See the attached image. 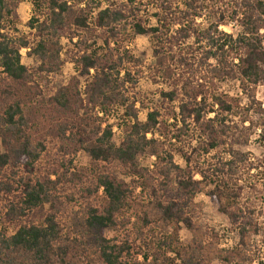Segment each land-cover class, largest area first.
<instances>
[{"label":"trees","instance_id":"obj_1","mask_svg":"<svg viewBox=\"0 0 264 264\" xmlns=\"http://www.w3.org/2000/svg\"><path fill=\"white\" fill-rule=\"evenodd\" d=\"M31 1V33L24 34L17 13L22 0H0V74L12 83L11 90L0 86L5 95L0 139L7 148L6 154L0 149V200L20 190V200L17 205L9 201L7 212L18 228L12 236L0 235L1 264H264V237L261 243L255 239L263 229V162H252L249 154L236 150L249 145L256 128L264 146V107L257 98V90L264 87V0ZM231 26L236 33L222 29ZM89 36L103 45H88ZM140 36L149 37L156 60L151 77L162 80L166 90L161 92L163 101L153 107L147 95L137 92L141 62L127 50ZM64 38L72 44L66 60L61 55ZM22 50L40 62L38 69L23 64ZM68 62L88 77L84 102L73 83L64 91L54 88ZM44 80L48 85L41 84ZM216 83L238 85L247 108L238 98L215 90ZM39 103L40 113L52 105L73 121L81 109L89 117L61 127L73 136L68 142L81 137L78 143L92 158L96 188L103 189V197L97 205L68 214L67 233L62 208L36 217L57 201L55 172L42 180L22 173L23 167L36 170L47 151L28 132L25 109ZM120 109L125 138L118 147L107 120ZM95 110L103 117L92 125L89 113ZM141 112H146V121L140 119ZM251 112L259 119L250 117ZM222 147L229 160H202ZM148 154L157 159L153 173L139 169V156ZM176 154L186 160L189 172L176 165ZM126 170L138 177L133 191L116 176ZM140 187L142 195H152L132 200ZM201 194L229 216L240 237L234 248H221L218 239L207 237L194 210L193 216L187 212ZM133 218L124 240L107 239L108 229H128ZM183 226L193 234L189 244L181 241Z\"/></svg>","mask_w":264,"mask_h":264},{"label":"rangeland","instance_id":"obj_2","mask_svg":"<svg viewBox=\"0 0 264 264\" xmlns=\"http://www.w3.org/2000/svg\"><path fill=\"white\" fill-rule=\"evenodd\" d=\"M33 10L34 6L31 0H22L17 10L19 16L18 28L24 34L31 33L29 23L33 17ZM222 29L229 34L237 32V28H234L232 26L223 27ZM86 40L89 41L88 45L90 46L94 45V42H98V45L95 48H99L103 45L102 41H100L99 39L96 41V38H91L90 36L87 37ZM78 41V38L75 39V42ZM61 45L63 47V51L61 54L62 59L66 60V53L71 49L72 44L70 43L69 39L64 38L61 40ZM127 47L129 55L133 56L136 60H139L141 62L140 65H137L140 68L139 70H141L137 92L147 95L148 104L150 107L161 103L163 101L161 92L165 90V87L164 85H162V80L158 79V82H155L151 77L150 69L155 65L156 60L154 58V53L149 37L140 36L136 38L132 43L128 44ZM22 56L24 65L33 70L39 68L40 62L35 57H32L30 55L29 50H22ZM87 80L88 77L80 76L74 65L68 62L64 65L59 77H57L53 85L56 90L64 91L66 87L73 83L74 90L76 88L77 91L81 93L80 98L84 102V100H86L85 92ZM41 84L48 85V81L44 80ZM0 86L3 87V89H8L10 86H12V83L6 78L5 75L0 74ZM213 88L220 93L229 94L235 98H238V100L241 101V107L244 109L247 108L248 99L245 95L239 92L238 85L216 83ZM9 89L11 90V88ZM17 91L18 90H16V92ZM19 96H21V94H19ZM257 98L264 107V87H260L257 90ZM4 100L5 95L3 96L0 93V104ZM74 108H77V106H75ZM138 108L140 109V105H138ZM46 109H48L50 113H44ZM55 109L57 108L52 107V105L45 106L42 109V111L44 112L40 113V103L38 107L35 105V107H29L25 109L31 127L28 132L29 134H31L34 144H44L47 148V151L46 155L43 154L41 161L37 164L36 170H27L26 167H23L22 173L26 178L30 177L32 180H42L43 178H46L48 174H52L55 172V175H52V181L57 183V186H55L56 192L54 195L57 201L54 205L48 204L45 207L46 209L36 214V217L40 218L45 216V214L47 213H53L52 208H62L60 219L63 222L62 226L65 229L64 232L67 233L68 225L66 224V221L69 220V215L80 212L86 206L88 207L91 205H97L98 202H101L103 197V189L100 190V192L97 191V169L94 167L90 154L85 149L80 148V144L78 142L81 141V137H78V141L76 143H70L67 140L69 138H72L73 136H71L70 132L68 131L65 135V130L62 129L64 127H61V125L67 124L69 122H74L75 124H77V119L80 117L82 119H89V117L85 116L86 110L81 109L80 116L77 119L74 118L73 121V118L65 116L66 112H64L65 115L61 112V108H59L58 110ZM91 109L92 108H90V111ZM177 112L179 113L178 110ZM123 114L124 110L120 109L119 111L114 112L107 120V123L113 126L114 143L118 147L122 145L125 138V133L122 127ZM89 116L93 118L92 120H90V124L96 125L98 124L97 121H95L96 118H102L103 114L99 115L95 110L90 112ZM146 116V112H141L140 119L142 121H146ZM250 117L259 119V116L255 114V112H251ZM172 124L173 121H170L168 126L172 128ZM249 125L250 124H248V126ZM105 127L106 125H104L103 128ZM74 131L76 134H78L76 129H74ZM259 136V130L257 128L254 129L249 145L236 147V150L249 154V159L252 162L262 161L264 173V146L259 143ZM148 138H153V135L149 134ZM156 138L159 139L160 136H158L157 134ZM0 149L2 154H6L7 148L3 145V141L1 139ZM229 159L230 157L224 147L220 148L219 150L213 151L208 156L203 155L202 158L203 161H207L212 164L217 163L221 160L225 162ZM156 162V157L149 154L141 155L138 158L139 169L149 171L150 173L154 172ZM175 163L183 170H185V172L190 171L186 160L181 155H175ZM6 173L8 175L11 174L10 171ZM116 176L118 177L119 181L125 182L132 191L134 190V186L138 184L134 183V180L137 181L138 177L136 175L132 176L130 171H117ZM172 177L173 182L176 183L177 176L173 174ZM195 179L200 180L201 176L197 175ZM261 179H264V175H261ZM164 186L166 188V185ZM173 186H175V184ZM163 188V186H158V190ZM19 191L15 192V195L8 197L9 199H7V197L5 196V198L0 200L1 236H12L18 228V222H14L13 220H11L8 217L7 212L9 210V206H11L9 201L15 202V204L17 205V202L20 200L18 198V195L20 194ZM142 193V188H138L137 191H135L133 197L134 199L132 200L139 201V198L141 196L144 198H149V196L152 195V191H147V193L144 195H142ZM131 205H134L132 201ZM133 209L134 208H131L129 210L131 216L133 214L132 211H134ZM193 210L196 216V220L199 221L200 225L206 230L207 237L218 239L220 241L221 248L231 249L238 244L240 237L234 226H232V221L230 220L229 216L222 213L220 211L218 203L213 201L208 195H199L194 201V208L192 204L187 212H189V214L193 216ZM32 217L34 218L35 215ZM134 222L135 219L133 218L132 223H130L128 226V229L126 227H122L119 230L108 229L105 233L107 239L113 241L115 238L119 237L120 241L124 240L126 238L128 230L133 229L132 224ZM260 222L263 229L261 231V234L258 237H255L257 243H261L262 238L264 237V218H262ZM180 238L184 244H189L193 239V234L185 226H183V229L180 232ZM134 258H136L135 255ZM138 260L143 261V256H138ZM1 261L2 257L0 255V264ZM214 264H219V262H215Z\"/></svg>","mask_w":264,"mask_h":264}]
</instances>
